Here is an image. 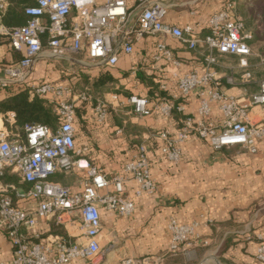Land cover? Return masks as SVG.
<instances>
[{
  "label": "built area",
  "instance_id": "built-area-1",
  "mask_svg": "<svg viewBox=\"0 0 264 264\" xmlns=\"http://www.w3.org/2000/svg\"><path fill=\"white\" fill-rule=\"evenodd\" d=\"M34 1L35 4L25 10L29 18L27 24L6 26L3 19L9 3L0 0V47L6 45L12 54L20 56L2 67L0 86H27L31 99L39 98L53 106L59 123L54 130L34 124L19 128L14 112L0 115V177L9 170L31 185L30 189L21 190L15 185L0 183V236H7L12 244V264H72L78 261L100 264L101 210L113 211L122 217L133 215L135 204L124 195L130 177L138 182L142 191L155 190L146 149L141 145L134 160L124 167V175L112 179L81 158L82 152L76 146L78 108L94 104L97 122L102 124L106 122L110 108L115 110L123 103L117 94L98 99L87 91L76 93L68 84L49 80L34 82L36 64L41 60L66 61L74 62L80 68L115 69L120 56H132L137 42L143 37L168 36L189 51L208 50L211 55L204 73L193 71L180 77L178 82L183 99L196 90L202 91L200 119L181 121L182 127L174 138L167 132L155 136L163 143V156L173 165L179 164L181 145L192 136L206 141L215 151L244 147L249 153L256 154L259 144H264V126L251 124L248 116L252 108L264 107V79L259 92L246 101L222 93L216 80L218 62L212 55L214 52L237 57L243 69L249 68V59L253 56L249 45L253 37L246 32L234 0L222 12L209 18L210 35L204 38H200L191 26L180 28L167 24L169 7L166 0H104L101 4L97 0ZM156 50V61L174 62L171 50L164 43L158 42ZM80 55L87 59H73ZM133 74H136L135 69ZM244 79H251V75L246 73ZM127 103L132 114L140 118L154 114L170 118L174 112L184 111V107L175 101H150L140 94H132ZM216 103L224 118L219 126L209 119L212 105ZM75 168L86 174L78 193L50 180L57 172L69 173ZM112 187L113 192H110ZM15 199L34 200L38 204L37 210L26 212L14 203ZM74 213L79 214L75 220L72 218ZM50 217H56L57 224L68 233L73 232L74 239L83 241L49 236L44 244L33 243L32 230L37 228L38 220ZM198 229V223L182 224L171 219L167 226L171 238L169 252L179 253L190 248L200 239ZM23 230L27 234H23ZM257 259L264 264V243L258 248ZM123 264L162 262L128 259Z\"/></svg>",
  "mask_w": 264,
  "mask_h": 264
},
{
  "label": "crops",
  "instance_id": "crops-1",
  "mask_svg": "<svg viewBox=\"0 0 264 264\" xmlns=\"http://www.w3.org/2000/svg\"><path fill=\"white\" fill-rule=\"evenodd\" d=\"M230 1L166 0L169 7L166 23L180 28L191 26L200 38H204L210 35L209 18L222 12ZM97 2L101 4L104 0ZM158 42L171 50L174 62L155 60ZM251 48L253 56L247 69L240 68L235 56L212 54L218 62L216 80L221 92L241 101L249 100L259 92L264 79V42H255ZM210 55L206 49L189 51L172 37H143L137 42L132 56H120L116 69L119 84L115 90L121 93L110 92L98 98L108 99L110 95L117 94L123 105L115 110L110 108L107 120L102 124L97 122L94 104L82 109L79 107L76 146L82 152L81 158L112 179L124 175V167L134 160L138 148L143 145L155 185L152 192L142 191L138 182L128 176L124 195L135 204L133 215L122 217L116 212L101 210L100 264H123L128 259L162 264H262L257 254L259 246L264 243V144H259L256 154L249 153L244 147L215 151L206 141L192 136L181 145L179 164L173 165L162 154L163 143L155 139L161 132H167L174 138L182 127L181 121L200 119L202 91L196 90L183 99L178 82L180 77L193 71L204 73ZM19 57L12 54L6 45L0 47V78L3 76L2 67ZM73 59H87V56H74ZM67 63L72 67V74L80 69L74 62ZM133 69L136 74H133ZM246 73L251 75V79H244ZM138 74L145 77L151 83L149 86L159 94H165L166 98L160 99L175 101L184 107V111L176 112L177 115L170 118L159 114L140 118L132 114L127 103L129 96L140 94L150 98V88L137 78ZM65 75L70 74L53 61L41 60L35 66L33 80L64 84L79 82V79L71 81ZM5 97L6 94L0 92V99ZM209 119L216 126L223 122L217 103L212 105ZM248 120L255 126H264V107L252 108ZM5 175L16 180L4 185H15L21 190L31 188L11 171ZM50 180L78 193L82 190L86 174L75 168L69 173L57 172ZM113 189L110 188V192ZM14 203L30 213L38 207L34 200L15 199ZM78 216L74 213L72 218L75 220ZM171 219L182 224L198 223L200 239L187 250L169 252L171 238L167 226ZM22 232L27 234L26 230ZM32 234L36 237L31 241L40 244H44L49 236L68 237L72 242L83 241L74 239L73 232L68 233L58 225L56 217L39 219ZM205 242L208 244L204 245ZM13 259L12 244L7 236L1 235L0 264H12ZM72 264L87 263L78 261Z\"/></svg>",
  "mask_w": 264,
  "mask_h": 264
},
{
  "label": "trees",
  "instance_id": "trees-1",
  "mask_svg": "<svg viewBox=\"0 0 264 264\" xmlns=\"http://www.w3.org/2000/svg\"><path fill=\"white\" fill-rule=\"evenodd\" d=\"M9 9L3 23L6 26H23L27 24L29 18L25 15L26 8L35 4L34 0H7ZM237 3V13L243 19L246 32L253 37L249 43L251 46L255 41L264 40V0H234ZM117 68H80L73 75H68L67 78L71 81L79 79L81 85L88 88V91L96 98H102L106 93L120 92L115 90L116 85L119 84L117 78ZM137 78L145 82L146 85H151L146 81L145 77L138 74ZM70 81V82H71ZM44 83V81H34ZM69 85V83H68ZM150 88V101H155L165 94H159L155 88ZM0 92H4L6 97L0 99V115L7 112H14L17 115L18 127L22 128L25 124H34L48 126L53 130L56 129L59 118L54 112L53 106L46 103L39 98H30L29 89L27 86L10 85L6 88L0 86ZM130 97V96H129ZM166 98V97H165ZM86 105H81L80 108H85ZM79 111V108L78 110ZM176 112H174V115ZM78 116V114H77ZM1 126V120H0ZM4 175L0 177L3 184L11 183L13 179H8ZM63 235L62 232H58ZM64 236V235H63Z\"/></svg>",
  "mask_w": 264,
  "mask_h": 264
},
{
  "label": "rangeland",
  "instance_id": "rangeland-1",
  "mask_svg": "<svg viewBox=\"0 0 264 264\" xmlns=\"http://www.w3.org/2000/svg\"><path fill=\"white\" fill-rule=\"evenodd\" d=\"M256 43L257 42H264V40H258V41H255ZM259 45V44H258ZM53 63L57 66V67H60L64 70L65 73L67 74H70V75H73L72 72L73 70L71 69V65H69L67 62L65 61H53ZM79 68H77L76 70H78ZM71 72V73H70ZM68 76V75H67ZM67 76L65 75V77L67 78ZM69 86H71L73 89H74V92L76 93H82L84 91H88V88L83 85H81L80 83H76V84H72L70 83ZM90 93V92H89ZM91 94V93H90ZM92 95V94H91ZM93 96V95H92ZM95 97V96H94ZM96 98V97H95ZM98 98V97H97Z\"/></svg>",
  "mask_w": 264,
  "mask_h": 264
}]
</instances>
